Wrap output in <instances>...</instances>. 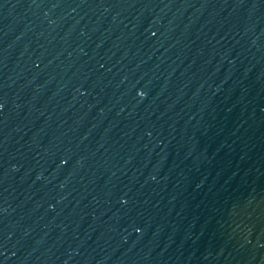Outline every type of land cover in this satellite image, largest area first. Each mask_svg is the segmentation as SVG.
Returning a JSON list of instances; mask_svg holds the SVG:
<instances>
[{
    "label": "water",
    "instance_id": "water-1",
    "mask_svg": "<svg viewBox=\"0 0 264 264\" xmlns=\"http://www.w3.org/2000/svg\"><path fill=\"white\" fill-rule=\"evenodd\" d=\"M0 264H264V0H0Z\"/></svg>",
    "mask_w": 264,
    "mask_h": 264
}]
</instances>
